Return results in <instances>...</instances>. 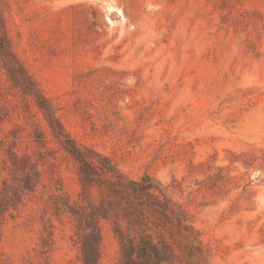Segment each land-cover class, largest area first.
I'll use <instances>...</instances> for the list:
<instances>
[{
	"label": "rangeland",
	"instance_id": "374dc122",
	"mask_svg": "<svg viewBox=\"0 0 264 264\" xmlns=\"http://www.w3.org/2000/svg\"><path fill=\"white\" fill-rule=\"evenodd\" d=\"M1 36L71 139L186 211L196 240L176 264H264V0H0ZM11 153L41 181L0 264H79L71 221L44 202L79 199L78 165L0 61V187ZM99 225L98 264H118Z\"/></svg>",
	"mask_w": 264,
	"mask_h": 264
},
{
	"label": "trees",
	"instance_id": "16d2710c",
	"mask_svg": "<svg viewBox=\"0 0 264 264\" xmlns=\"http://www.w3.org/2000/svg\"><path fill=\"white\" fill-rule=\"evenodd\" d=\"M0 61L14 87L29 97L44 116L52 138L78 165L79 199L70 201L58 191H50L45 193L44 202L46 211L56 217L65 215L71 221L79 264L99 263L102 220L111 222L118 237V264L179 262L175 246L178 250L192 246L196 231L182 206L168 197L167 189L148 175L139 181L126 179L108 159L71 139L48 100L10 52L4 36L0 37ZM9 164L11 178L0 187V241L6 222L15 218L41 181L39 171L30 167L25 157L11 153ZM93 191L98 200L92 199ZM50 246V238L42 239V255L48 253Z\"/></svg>",
	"mask_w": 264,
	"mask_h": 264
}]
</instances>
